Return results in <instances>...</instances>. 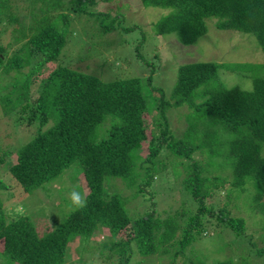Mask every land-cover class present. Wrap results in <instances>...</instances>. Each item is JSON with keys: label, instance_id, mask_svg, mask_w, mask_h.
<instances>
[{"label": "trees", "instance_id": "1", "mask_svg": "<svg viewBox=\"0 0 264 264\" xmlns=\"http://www.w3.org/2000/svg\"><path fill=\"white\" fill-rule=\"evenodd\" d=\"M140 1L145 7L172 9L154 24L159 35L174 33L181 43L193 45L207 34V19L217 18L220 29L254 34L264 52V0ZM22 2L34 9L30 25L21 22ZM58 3L55 7L48 0H0V20L5 18L13 25L4 33L0 28V74L11 73L10 83L0 94V114L13 118L15 125L26 126L32 134L17 151L0 146V168L12 182L0 180V262L65 264L75 242L80 261L92 237L107 229L112 240L98 243L97 249L105 258L117 259L113 264H144L149 259L157 260L155 264H263L261 66L212 61L182 64L169 96L155 86L151 76L106 80L104 74H96V68V72H86L61 63L74 36L67 27L72 10L96 0ZM52 9L62 13V22L52 18ZM107 30L114 28L106 25L102 29ZM54 63L57 67L33 92L36 73ZM221 68L251 77L254 88L227 86L220 79ZM154 110L158 114L147 121L146 115ZM173 110L186 123L181 135L170 123ZM15 152L16 162L10 163ZM74 167L73 177L82 174L89 188L85 209L69 212L53 227H39L30 216L17 212L6 214L1 194L7 188L19 199ZM168 169L175 177L184 175L181 184L195 209L160 215L148 187ZM78 180L84 192L80 177ZM117 180L128 188L129 196L109 191L107 185ZM221 192L224 200L217 201L218 205L207 203ZM136 199L144 207H131ZM210 237L219 241L218 246L200 250L188 262L186 249Z\"/></svg>", "mask_w": 264, "mask_h": 264}, {"label": "rangeland", "instance_id": "2", "mask_svg": "<svg viewBox=\"0 0 264 264\" xmlns=\"http://www.w3.org/2000/svg\"><path fill=\"white\" fill-rule=\"evenodd\" d=\"M58 1L64 2V0H48V3L53 2V5L57 7ZM119 1L96 0V3L83 6V9L72 10L67 27L74 36L62 53V64L71 63L72 67L86 72H96V68L99 72L96 74H104L103 76L107 78L106 80L127 76H151L155 86L162 88L168 96L173 92L180 65L195 61L258 65L261 66L260 72L264 75V52L254 34L220 29L216 26L218 19L209 18L207 19V34L201 37L197 43L186 45L181 43L178 36L174 33L159 35L153 29L155 23L172 12L171 8L145 7L140 0ZM28 2H38V0H28ZM32 10L34 9L31 8V5L27 8L25 2L21 3L20 19L23 24L30 25L32 23V15L30 13ZM54 10L56 9H52L50 13L52 18L61 21L63 18L62 13H55ZM106 25H111L114 30L103 32L102 29ZM12 26L5 18L0 20L1 33L10 30ZM79 39H82V42L78 41ZM22 41L25 42V39ZM22 41L14 44L9 52L13 53L17 50ZM72 51L84 59L74 58ZM88 57H93L95 59L94 62L86 59ZM55 67H57L56 63L50 64L42 72L36 73L33 92H35V88L39 86L41 80L47 77ZM23 70L27 72L28 68ZM10 75L11 73L0 74V94L5 91V86L10 83ZM219 75L220 79L229 87L238 86L244 90H252L254 88V82L251 77L229 72L225 68L220 69ZM176 112L174 110L171 111L169 119L175 132L181 135L186 128V123H184V119H178L179 113ZM183 112L186 111L184 110ZM157 114V111L154 110L152 115H146V120L151 121V117ZM13 120V118L0 114V146H2V149L17 151L19 147L31 139L32 134L27 131L26 126L22 124L15 125ZM144 149L147 152L148 146L144 145ZM8 161L10 163L16 162V152L10 156ZM75 172V167L71 168L65 175L45 184L42 189L33 193L24 192L26 195L22 194L19 199L16 198L15 192H9L7 188L1 194L4 204H6V214L10 215L17 212L20 215L30 216L39 227L42 224H48L49 227L55 226L69 212L73 211L69 206L68 196L73 186H79V177L84 185V192L88 193L89 188L86 181L83 180V175L77 173L73 177ZM183 176L175 177L171 169H168V171H164L155 179V184L152 188L148 187V193L151 194L152 192L153 198L158 202L157 210L161 216L166 217L175 213L176 210L195 209V203L192 202L191 196L185 192L181 184ZM1 177L4 180L7 179V177H4L2 168H0V180ZM7 181L8 184L12 183L11 178H8ZM107 186L111 193L123 194L125 197L131 194L128 188L119 180L116 183L112 181ZM224 195L225 193L221 192V194L211 196L207 199L209 200L207 203H211L214 206L218 205L217 201L224 200ZM141 202V200L136 199L130 203V206L140 209L139 206H142L140 205ZM231 236L228 234V237ZM255 239L258 241L256 237ZM110 240H112V237L107 229L97 232L84 248L85 255L80 258V261L77 257V242H75L68 250L70 258L65 264L117 263V259L113 257L105 258V256L100 254V248L97 249L98 243ZM1 243L2 241H0ZM218 244L219 241L215 240L214 237L206 238L200 243L194 242V246L191 245L186 249L188 254V256H185L187 257L186 260L189 262L190 258H196V253L200 254V250L210 251V245L218 246ZM0 249H2L1 246ZM213 249L215 252L216 247H213ZM211 254L214 257H220L214 253ZM210 256L208 257L210 258ZM236 257L238 258V256ZM137 258L139 259V256ZM155 263H157L155 259L154 261L149 259L144 262V264ZM0 264L2 263L0 262Z\"/></svg>", "mask_w": 264, "mask_h": 264}, {"label": "clouds", "instance_id": "3", "mask_svg": "<svg viewBox=\"0 0 264 264\" xmlns=\"http://www.w3.org/2000/svg\"><path fill=\"white\" fill-rule=\"evenodd\" d=\"M69 206L73 210H83L88 205V196L82 192L78 185L73 186L68 196Z\"/></svg>", "mask_w": 264, "mask_h": 264}]
</instances>
